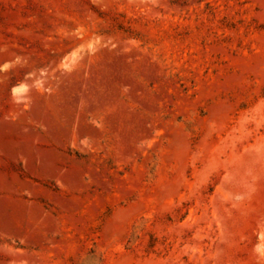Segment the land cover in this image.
<instances>
[{
	"label": "rangeland",
	"instance_id": "1",
	"mask_svg": "<svg viewBox=\"0 0 264 264\" xmlns=\"http://www.w3.org/2000/svg\"><path fill=\"white\" fill-rule=\"evenodd\" d=\"M0 264H264V0H0Z\"/></svg>",
	"mask_w": 264,
	"mask_h": 264
}]
</instances>
